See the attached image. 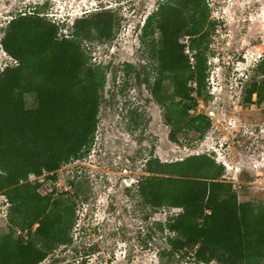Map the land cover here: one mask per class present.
Listing matches in <instances>:
<instances>
[{
  "label": "trees",
  "instance_id": "obj_1",
  "mask_svg": "<svg viewBox=\"0 0 264 264\" xmlns=\"http://www.w3.org/2000/svg\"><path fill=\"white\" fill-rule=\"evenodd\" d=\"M210 18L208 0H163L142 26V47L155 63L151 93L172 141L185 130L203 137L212 126L207 114L191 113L208 88L215 31ZM114 21L101 9L77 18L72 33L62 35V24L36 6L3 28L1 44L14 63L0 71V193L10 204L9 230L0 233V264H40L71 241L76 200L44 192L41 177L56 180L64 164L88 155L95 142L106 67L92 61L82 42L110 40ZM256 70L263 77L251 83L247 98L261 105L264 56ZM28 94L35 95L34 107L27 104ZM146 172L137 185V205L152 213L181 208L165 222H154L170 232L172 254L192 252L203 264H264V198L241 194L215 156L151 157ZM70 184L79 196L81 183Z\"/></svg>",
  "mask_w": 264,
  "mask_h": 264
},
{
  "label": "rangeland",
  "instance_id": "obj_2",
  "mask_svg": "<svg viewBox=\"0 0 264 264\" xmlns=\"http://www.w3.org/2000/svg\"><path fill=\"white\" fill-rule=\"evenodd\" d=\"M160 1L0 0V71L14 63L1 44L3 28L20 12L43 6L48 18L62 24V35L72 33L77 18L101 9H108L115 20L110 40L82 42L92 61L106 67L100 123L88 155L64 164L56 180L41 177L44 192L54 190L56 198L76 200L77 219L71 241L40 264H203L192 252L172 254L170 232L154 225L181 208L152 213L137 205V185L147 175L151 157L174 161L211 154L226 166L225 178L241 194L264 198V103L247 98L251 83L263 77L256 66L264 56V0H208L215 22L208 88L191 113L207 114L212 126L203 137L185 130L177 141L170 139V128L151 93L155 63L141 42L142 26ZM26 99L29 107L35 106V95ZM71 180L81 183L79 196ZM9 208L0 193V233L9 230ZM18 230L42 243L34 233Z\"/></svg>",
  "mask_w": 264,
  "mask_h": 264
}]
</instances>
